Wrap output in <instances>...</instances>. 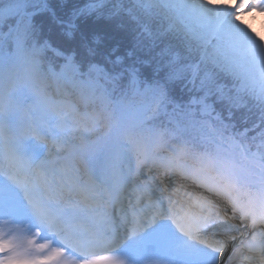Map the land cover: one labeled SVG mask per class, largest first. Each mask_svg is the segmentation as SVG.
<instances>
[{"label":"trees","instance_id":"1","mask_svg":"<svg viewBox=\"0 0 264 264\" xmlns=\"http://www.w3.org/2000/svg\"><path fill=\"white\" fill-rule=\"evenodd\" d=\"M172 19L146 0H0V43L27 74L38 73L43 80L50 69L59 68L63 57L57 52L72 55L84 72L98 64L116 74L107 86L123 103L132 94V74L142 82H160L169 106L208 115L217 125L238 132L240 143L245 141L260 152L264 90L240 92L231 67L227 72L220 66L221 62L230 65L231 60L221 51L201 60L204 45ZM153 123L160 131L169 129L167 145L181 148L190 156L188 161L215 158L211 144L199 139L188 124L181 125L184 121L162 112ZM181 126H187L186 132Z\"/></svg>","mask_w":264,"mask_h":264},{"label":"rangeland","instance_id":"2","mask_svg":"<svg viewBox=\"0 0 264 264\" xmlns=\"http://www.w3.org/2000/svg\"><path fill=\"white\" fill-rule=\"evenodd\" d=\"M146 1L151 2L155 7L176 17L187 33L198 38L203 45H206L208 39H215L211 49L219 48L223 56L232 59V62L236 64H243L246 68V81L242 85L243 87L241 86L242 92L257 82L260 83L258 87L264 89V58L250 52L249 49L234 36L228 23L221 30L218 29V23L224 20V17L228 15V13H225L223 10L208 7L203 0ZM217 7H226V5H217ZM261 14L264 13L253 12L251 16H247L249 18V23L257 21L258 16ZM262 27H264V25H262ZM215 34L219 36L215 38ZM1 67L6 69V63L4 59L0 57V68ZM58 76H64L63 78L68 81L73 80L79 87L88 92L96 90L95 98L93 97L91 101L93 102L95 100L102 112L107 113L113 120L122 121V125L126 127L127 131H137L138 136H141L143 132L146 134L148 132V134H150L152 129H150L148 125L151 120L160 113V111L167 112L178 122H181V120L184 121V123H180L181 125L188 124L193 132L199 133V136L204 140L215 143L216 146L218 144H223L225 149L223 147L221 149L225 150L227 153L225 157L226 161L224 160V162L227 167H229V172L233 170L234 173H232L234 175L240 172H245V174H247L246 168L249 162L245 158L244 153L250 154L249 149L247 148L246 150L240 145H238L240 149L236 147L233 138L223 133L225 130L222 131L212 127L211 120H198L200 118L190 120L188 114L183 112L179 107L169 106V102H167V90L164 84L159 82L143 83L133 76L131 80L133 94L129 103L126 106H121L119 103L112 100L105 86L106 83H111L116 76L109 73L101 66H90L87 75H82L77 64L74 62L73 56L70 55V57H67L63 64L60 65ZM154 89L160 90V95L154 98L153 104H150L148 101L144 102L140 99V96L144 94V92ZM38 96L39 95H36L35 98ZM49 101L50 99L43 97L39 101V106L42 102L48 103ZM164 102L166 103L162 106ZM36 109L40 112L38 107ZM48 113H52L51 109L48 110ZM85 122L86 126L83 128V131H81L82 137L74 136L72 143H70L71 146L82 147L89 143V141L95 139L98 134L103 135L100 137H104L106 134L107 131H104V127L101 123L91 119ZM182 127H184V131L186 132L185 127L187 126H181V128ZM231 141H233L234 145H231ZM71 146L66 145L62 147V149L64 148L67 151H71ZM249 176L252 177L251 175ZM258 176H261V180L264 179V172L258 173ZM261 180H259V182ZM255 194H257V191H255ZM226 198H228V196H224V199ZM259 199L256 203H258Z\"/></svg>","mask_w":264,"mask_h":264},{"label":"bare ground","instance_id":"3","mask_svg":"<svg viewBox=\"0 0 264 264\" xmlns=\"http://www.w3.org/2000/svg\"><path fill=\"white\" fill-rule=\"evenodd\" d=\"M160 95V90H149L148 92H144V94H142L140 96V99L142 101H148L150 104H153V100L154 98H156L157 96ZM152 100H151V99ZM24 104L27 108H32V106L29 104L28 101H24ZM146 115V114H144ZM39 121L42 123V127L41 129L44 130V125L46 124V122H49V119L46 116H43L39 119ZM81 127H80V131L83 130V126L85 125L82 122H79ZM163 130L168 131L169 129L167 127H163ZM72 131L68 128V130H66V133L70 134ZM119 149L115 150V151H111L110 155L112 158V162L114 166H118L124 162L127 161L126 156L124 155V157L122 159H119ZM7 168L5 166L2 165L1 161H0V236H3V238L5 240H12V237L8 238L7 235V230L9 229L8 225H7V219L5 218V216L3 215V212L1 211L2 208L4 206L8 207V206H13L20 209V196L16 193H14L9 186V183L2 178V176H5V173L7 172ZM233 170H230V173H232ZM262 187L264 188V182L262 184ZM237 188H239L238 194L235 196V200L233 201V204H221L220 205V209H219V215L221 216H225V217H231L233 216V221L237 226H243V214L246 212V210H249V208L251 207V196L254 195V190L252 188V186L248 185V184H239V186L237 185ZM258 194H260V196H262V198H264V190H259L257 191ZM250 201V202H249ZM177 209L178 206L174 205V204H169L166 210V215L169 217H175L177 214ZM130 218V216H129ZM236 219V220H235ZM131 220V219H130ZM146 223L148 224V221H146ZM27 226H33L34 225L27 220L26 221ZM132 229L134 230H139L140 227L131 224L130 225ZM164 231V233H169L171 234V228L169 226L167 227H163L160 229V231L157 232H161ZM32 238H36V236L34 234H32V232H30V235ZM234 238H236V240L238 239V234H228V235H223V236H216V243H221L224 246L225 244H228L231 242V240H233ZM14 243V241H13ZM37 244L41 245V242L37 241ZM44 244H46L47 246H49L51 248V253L50 256H56L59 257L61 255L60 251H58V249L53 245L51 240H47V242H45ZM142 244L145 245L146 249L149 250L151 248L155 249L156 246H154V238L153 235L150 234V236H144L143 238V242ZM228 253V252H227ZM225 256V255H224ZM167 258L168 257H164L161 259V263L162 264H166L167 263ZM179 264H184L183 262H180Z\"/></svg>","mask_w":264,"mask_h":264},{"label":"snow or ice","instance_id":"4","mask_svg":"<svg viewBox=\"0 0 264 264\" xmlns=\"http://www.w3.org/2000/svg\"><path fill=\"white\" fill-rule=\"evenodd\" d=\"M210 8H213V0H203ZM221 10L220 8H214ZM228 13L226 21L234 36L243 43L250 52L258 54L264 58V47L261 46L257 38V34L252 31L247 25H241L239 22L245 16H251L253 12L264 13V0H239L231 9L223 10ZM17 245L12 240H5L0 236V264H14L18 258L16 251Z\"/></svg>","mask_w":264,"mask_h":264},{"label":"clouds","instance_id":"5","mask_svg":"<svg viewBox=\"0 0 264 264\" xmlns=\"http://www.w3.org/2000/svg\"><path fill=\"white\" fill-rule=\"evenodd\" d=\"M239 2V0H213V8H220L221 10H229ZM217 5H226V7H217ZM241 25H247L252 31L257 34V38L264 47V14L258 16L257 21L249 23V18L245 16L242 21L239 22Z\"/></svg>","mask_w":264,"mask_h":264}]
</instances>
